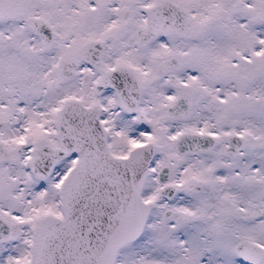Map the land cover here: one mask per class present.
<instances>
[{"label":"snow or ice","instance_id":"1","mask_svg":"<svg viewBox=\"0 0 264 264\" xmlns=\"http://www.w3.org/2000/svg\"><path fill=\"white\" fill-rule=\"evenodd\" d=\"M0 264H264V0H0Z\"/></svg>","mask_w":264,"mask_h":264}]
</instances>
